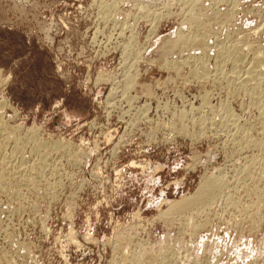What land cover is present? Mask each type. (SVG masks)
Wrapping results in <instances>:
<instances>
[{
    "label": "rangeland",
    "instance_id": "obj_1",
    "mask_svg": "<svg viewBox=\"0 0 264 264\" xmlns=\"http://www.w3.org/2000/svg\"><path fill=\"white\" fill-rule=\"evenodd\" d=\"M261 57L264 0H0V264H264Z\"/></svg>",
    "mask_w": 264,
    "mask_h": 264
},
{
    "label": "bare ground",
    "instance_id": "obj_2",
    "mask_svg": "<svg viewBox=\"0 0 264 264\" xmlns=\"http://www.w3.org/2000/svg\"><path fill=\"white\" fill-rule=\"evenodd\" d=\"M192 1V0H191ZM195 1H197V0H195ZM192 3H194L195 4V2H192ZM193 4V5H194ZM197 4V3H196ZM235 4V3H234ZM192 6V5H191ZM190 10V9H189ZM190 11H192V9L190 10ZM195 13V12H194ZM190 14H192V12H190ZM198 14V13H197ZM195 15L194 14V16H192L193 18V21H194V23H195V20H196V22L198 21L199 22V20L202 18V19H204V16H202V15ZM191 16V15H190ZM214 16V15H213ZM191 18V17H190ZM192 19L190 20L191 22H192ZM201 19V20H202ZM197 22V23H198ZM201 22H203V21H200L199 23H201ZM198 23V24H199ZM197 26V25H196ZM209 27V26H208ZM44 30V29H43ZM196 32V31H195ZM210 32V31H209ZM192 34V33H191ZM194 35V34H193ZM48 36V35H47ZM201 36V35H200ZM181 37V34L179 33V31H178V33L176 34V39H168V40H170L171 42H168L167 40V42L169 43V44H171L170 46L171 47H173V45H175L174 43H176V40H178L179 38ZM196 37V36H195ZM195 37H192V38H188V37H186L185 38V45H187L186 43H191V42H195V40H197V39H195ZM175 41V42H174ZM179 41V40H178ZM201 41V40H200ZM197 42H199V41H197ZM168 43H164V47H165V44H166V48L168 49ZM181 43H183V42H181ZM181 43H179L180 45H181ZM208 47V46H207ZM218 47V46H217ZM228 47H230V46H228ZM176 48V47H175ZM228 51V50H227ZM233 53V52H232ZM204 54H202V56H203ZM227 55V54H226ZM233 55H235V54H233ZM228 56H232V55H230V52H229V55ZM236 56V55H235ZM254 56V55H253ZM257 56V55H256ZM217 57V56H216ZM233 58V57H232ZM258 58V57H257ZM185 59V58H184ZM205 59V58H204ZM207 59H209V58H207ZM235 60V59H234ZM239 61V60H238ZM184 62V61H183ZM186 62V61H185ZM264 62V57H261V59L259 58L258 59V64L259 63H263ZM237 63V62H236ZM264 64V63H263ZM237 65V64H236ZM243 65H244V63H243ZM245 66V65H244ZM248 66H249V64H248ZM213 67V66H212ZM240 68V67H239ZM238 68V69H239ZM242 68V67H241ZM250 68V67H249ZM199 69V68H198ZM237 69V70H238ZM254 69V68H253ZM233 70V69H232ZM235 70V69H234ZM242 70V69H241ZM249 70V69H248ZM247 70V74H248V71ZM244 71H246V69L244 70ZM251 71V70H250ZM229 72V71H228ZM239 72V71H238ZM223 73V72H222ZM234 73H236V72H234ZM243 73V72H242ZM253 74V73H252ZM101 74L99 73V76H100ZM103 75V74H102ZM209 76V75H208ZM224 76V75H223ZM97 77V76H96ZM95 77V81H98L99 79V77L98 78H96ZM102 77V76H101ZM101 77H100V79H101ZM204 77V76H203ZM240 77V76H239ZM245 77V76H244ZM247 77V76H246ZM245 77V78H246ZM254 77V76H253ZM255 77H258L257 75L255 76ZM223 78V77H222ZM250 78V77H249ZM248 78V79H249ZM98 79V80H97ZM241 79V78H240ZM244 79V78H243ZM255 79H257V78H255ZM259 79V78H258ZM102 80V79H101ZM260 80V79H259ZM229 81V80H228ZM244 81H246L245 79H244ZM244 81H243V83H244ZM255 81H257V80H255ZM263 82V81H262ZM232 83V82H231ZM238 83V82H237ZM240 85V84H239ZM254 86V85H253ZM251 87H252V85H251ZM264 94V93H263ZM260 96V95H259ZM222 117V116H221ZM228 117V116H227ZM230 121V120H229ZM233 122V121H232ZM1 124V123H0ZM231 125V124H230ZM44 144V143H43ZM41 149V148H40ZM261 174V173H260ZM263 175V174H262ZM212 176V175H211ZM209 176L208 178H206V179H203V181L200 183V185H199V187H198V189H197V191L195 192V194H193L192 196H190V197H185V198H181V199H179V200H176L172 205H171V207H170V209L172 210V211H175V212H177V211H184V210H186V209H189L190 207H193V206H197V205H199V204H202V203H204L205 201H207V200H209L213 195H214V193L216 192V190L220 187V185H221V182H222V180L220 181V179H219V177H214V176ZM3 177V176H2ZM32 180V179H31ZM222 186V185H221ZM259 191V190H258ZM261 192H262V190H261ZM255 195V194H254ZM258 195V194H257ZM258 196H260V194L258 195ZM256 197V196H255ZM261 197V196H260ZM260 197H259V199H260ZM258 198V197H257ZM258 200V199H257ZM70 239V238H69ZM75 242V241H74ZM154 260V259H153ZM156 261H157V263H158V260L157 259H155ZM155 262V261H154ZM156 263V262H155ZM160 263V262H159Z\"/></svg>",
    "mask_w": 264,
    "mask_h": 264
}]
</instances>
